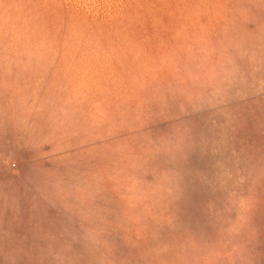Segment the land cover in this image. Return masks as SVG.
I'll list each match as a JSON object with an SVG mask.
<instances>
[{
  "label": "rangeland",
  "instance_id": "rangeland-1",
  "mask_svg": "<svg viewBox=\"0 0 264 264\" xmlns=\"http://www.w3.org/2000/svg\"><path fill=\"white\" fill-rule=\"evenodd\" d=\"M0 264H264V0H0Z\"/></svg>",
  "mask_w": 264,
  "mask_h": 264
}]
</instances>
